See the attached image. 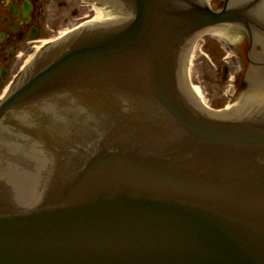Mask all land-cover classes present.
I'll return each mask as SVG.
<instances>
[{
    "label": "water",
    "instance_id": "1",
    "mask_svg": "<svg viewBox=\"0 0 264 264\" xmlns=\"http://www.w3.org/2000/svg\"><path fill=\"white\" fill-rule=\"evenodd\" d=\"M96 1L0 103V264H264V72L222 110L186 77L248 8Z\"/></svg>",
    "mask_w": 264,
    "mask_h": 264
},
{
    "label": "flooded vegetation",
    "instance_id": "2",
    "mask_svg": "<svg viewBox=\"0 0 264 264\" xmlns=\"http://www.w3.org/2000/svg\"><path fill=\"white\" fill-rule=\"evenodd\" d=\"M72 1H79L80 8L87 12L78 14L77 6L66 12ZM215 9L224 7H248L249 18L244 24L234 23L219 27L217 32H208L198 41L213 38L220 42L226 54L224 62L236 65L230 71L223 65V78L233 82L235 94L248 92L253 85L260 84L264 66V0H210ZM93 7L90 0H0V102L14 85L31 56L40 50L51 38L47 36L61 23L71 19L78 20L89 15ZM227 34H222L223 32ZM194 47L193 55L198 49ZM235 70V71H234ZM246 94V93H245Z\"/></svg>",
    "mask_w": 264,
    "mask_h": 264
},
{
    "label": "rangeland",
    "instance_id": "3",
    "mask_svg": "<svg viewBox=\"0 0 264 264\" xmlns=\"http://www.w3.org/2000/svg\"><path fill=\"white\" fill-rule=\"evenodd\" d=\"M79 1H72V3L65 9L64 12L71 7L79 8L78 14L86 13V8L78 6ZM84 18L78 20L71 19L65 23H61L55 31L47 34L48 37L57 34L60 30L72 27ZM226 54L220 42L213 38H206L205 42L198 44V49L195 51L189 65V79L195 85L199 86L201 98L209 105L214 107H222L230 101V92L234 91L233 82L230 79L231 73L229 72L228 78H223V65H227L231 70H236V65L232 66L229 63L221 60V57ZM234 70V71H235ZM234 98V97H233Z\"/></svg>",
    "mask_w": 264,
    "mask_h": 264
},
{
    "label": "bare ground",
    "instance_id": "4",
    "mask_svg": "<svg viewBox=\"0 0 264 264\" xmlns=\"http://www.w3.org/2000/svg\"><path fill=\"white\" fill-rule=\"evenodd\" d=\"M96 12H97V5H94V12H93V15H92V17H94V16H95ZM64 30H66V28H65V29H63L61 32H63ZM215 32H216V31H215ZM191 84H192L193 88L196 90V92L198 93V95H199V96H200V98H201V94H200V89H199V86H198V85H195V84H193L192 82H191Z\"/></svg>",
    "mask_w": 264,
    "mask_h": 264
}]
</instances>
